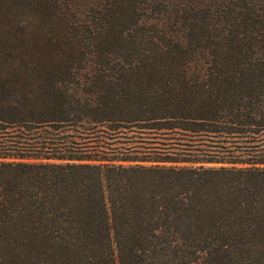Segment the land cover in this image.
I'll return each instance as SVG.
<instances>
[{
	"label": "trees",
	"instance_id": "1",
	"mask_svg": "<svg viewBox=\"0 0 264 264\" xmlns=\"http://www.w3.org/2000/svg\"><path fill=\"white\" fill-rule=\"evenodd\" d=\"M0 264H264V0H0Z\"/></svg>",
	"mask_w": 264,
	"mask_h": 264
}]
</instances>
